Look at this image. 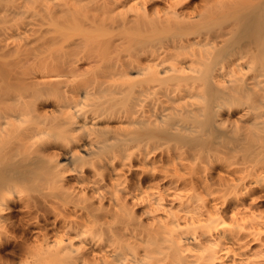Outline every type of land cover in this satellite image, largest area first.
<instances>
[{
	"label": "bare ground",
	"instance_id": "obj_1",
	"mask_svg": "<svg viewBox=\"0 0 264 264\" xmlns=\"http://www.w3.org/2000/svg\"><path fill=\"white\" fill-rule=\"evenodd\" d=\"M261 198L264 0H0V264H255Z\"/></svg>",
	"mask_w": 264,
	"mask_h": 264
},
{
	"label": "rangeland",
	"instance_id": "obj_2",
	"mask_svg": "<svg viewBox=\"0 0 264 264\" xmlns=\"http://www.w3.org/2000/svg\"><path fill=\"white\" fill-rule=\"evenodd\" d=\"M260 203H261V201L257 205H254L255 207L253 206L252 208L255 211L257 210V212L261 211L262 213H264V198L262 199V205ZM262 239L264 240V236L263 235H262ZM252 245L254 246L255 244H252ZM254 260L256 262L255 264H264V248H263V250L260 253H258L256 256H254Z\"/></svg>",
	"mask_w": 264,
	"mask_h": 264
}]
</instances>
